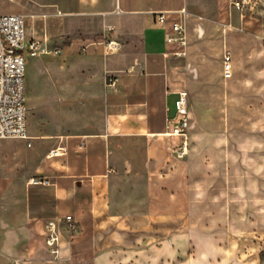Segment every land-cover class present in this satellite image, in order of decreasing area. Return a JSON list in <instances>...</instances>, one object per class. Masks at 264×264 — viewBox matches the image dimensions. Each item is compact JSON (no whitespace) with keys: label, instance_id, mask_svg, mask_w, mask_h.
Returning <instances> with one entry per match:
<instances>
[{"label":"crops","instance_id":"crops-1","mask_svg":"<svg viewBox=\"0 0 264 264\" xmlns=\"http://www.w3.org/2000/svg\"><path fill=\"white\" fill-rule=\"evenodd\" d=\"M10 2L27 41L40 42L34 103L60 110L65 96L77 113L79 85L96 98H88L89 128L61 136L51 149L58 153L37 159L31 176L50 184H21L20 208L0 223V264H264L258 2L243 12L228 0ZM174 21L185 29L183 56L167 42ZM182 90L189 149L179 157L181 137L165 133ZM7 187L0 178V201ZM49 221L60 229L58 257L46 245Z\"/></svg>","mask_w":264,"mask_h":264},{"label":"built area","instance_id":"built-area-1","mask_svg":"<svg viewBox=\"0 0 264 264\" xmlns=\"http://www.w3.org/2000/svg\"><path fill=\"white\" fill-rule=\"evenodd\" d=\"M229 5L243 12L247 5L253 8L258 0H228ZM182 12L185 9L181 10ZM158 23H165L164 14L157 15ZM171 32L168 34L167 42L176 43L182 48L175 52L178 56L184 55L187 44L185 29L181 22L174 21L171 24ZM108 44L113 48L117 42L109 40ZM40 42L31 39L27 41L24 17L17 13L0 12V139L21 138L27 141V146H32L31 138L27 135V104H26V63L27 55L39 56ZM58 53V50L55 49ZM231 64L230 54L224 56V75L230 77ZM112 82V81H111ZM175 116L169 118L168 129L165 134L181 137L180 146L177 149L179 157L188 153V92L182 90L175 102ZM56 154L57 149L50 151ZM31 185H48L50 180L45 177L33 176L29 180ZM66 221L71 223V216ZM46 245L53 257H58L61 250L60 229L55 221H49L46 225Z\"/></svg>","mask_w":264,"mask_h":264},{"label":"rangeland","instance_id":"rangeland-1","mask_svg":"<svg viewBox=\"0 0 264 264\" xmlns=\"http://www.w3.org/2000/svg\"><path fill=\"white\" fill-rule=\"evenodd\" d=\"M17 6V2L0 0V12H13ZM256 9L264 10V0H258L255 11H257ZM67 38L66 41L68 42L70 36H67ZM40 59L39 57L27 55L25 74L28 109L27 135L31 138L32 146L28 147L27 141L21 138L0 139V178L5 179L8 184L7 191L0 201V223L4 219L10 221V215L20 208L21 184L27 183L31 179L32 170L37 163V159L51 151L56 139L75 128L87 130L90 126L86 119L87 112L91 109L88 105V98H91V96L83 91L81 85L77 87L75 96L77 113H75V106L72 105L73 101L71 99L66 100L65 96L57 102L61 108L60 110H52L49 101H36L34 103L35 94L31 92L30 79L34 78V64ZM30 71L31 73H29ZM77 73L78 82L81 84L80 68ZM64 75H62V78H65ZM41 92H44L43 89ZM40 97H42V94ZM95 98L92 97L89 102H93ZM42 109L43 111H41ZM30 155L33 157H30L28 162V156Z\"/></svg>","mask_w":264,"mask_h":264},{"label":"trees","instance_id":"trees-1","mask_svg":"<svg viewBox=\"0 0 264 264\" xmlns=\"http://www.w3.org/2000/svg\"><path fill=\"white\" fill-rule=\"evenodd\" d=\"M68 39V38H67Z\"/></svg>","mask_w":264,"mask_h":264}]
</instances>
